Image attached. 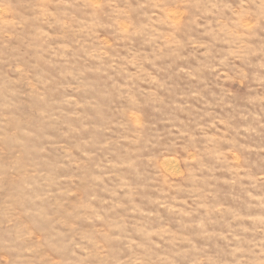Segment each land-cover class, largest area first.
<instances>
[{
    "label": "clouds",
    "instance_id": "obj_1",
    "mask_svg": "<svg viewBox=\"0 0 264 264\" xmlns=\"http://www.w3.org/2000/svg\"><path fill=\"white\" fill-rule=\"evenodd\" d=\"M0 264H264V0H0Z\"/></svg>",
    "mask_w": 264,
    "mask_h": 264
}]
</instances>
